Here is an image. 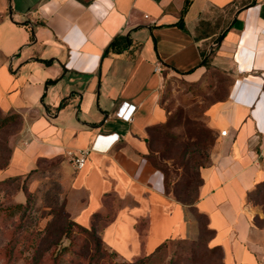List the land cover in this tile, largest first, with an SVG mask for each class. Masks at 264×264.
Wrapping results in <instances>:
<instances>
[{
	"label": "crops",
	"instance_id": "0c3cea01",
	"mask_svg": "<svg viewBox=\"0 0 264 264\" xmlns=\"http://www.w3.org/2000/svg\"><path fill=\"white\" fill-rule=\"evenodd\" d=\"M186 1L0 0V111L22 124L5 172L61 157L66 212L121 261L194 240L197 220L146 156L149 127L167 117L165 75L226 76L225 96L206 110L216 141L194 205L225 264H255L263 233L246 197L264 181V0H188L183 13ZM115 37L121 50L106 51ZM123 103L136 106L128 121L116 115ZM99 134L118 139L75 170L65 151Z\"/></svg>",
	"mask_w": 264,
	"mask_h": 264
},
{
	"label": "rangeland",
	"instance_id": "374dc122",
	"mask_svg": "<svg viewBox=\"0 0 264 264\" xmlns=\"http://www.w3.org/2000/svg\"><path fill=\"white\" fill-rule=\"evenodd\" d=\"M227 83L222 75L199 83L174 73L165 75L159 102L167 117L150 130L149 151L163 170L165 193L178 202L189 204L197 197L196 171L200 164H209L206 156L215 138L208 129L206 110L225 96ZM6 115L0 111V180L8 177L5 169L22 126L20 119L1 124ZM13 175L20 176L0 187V207L23 206L9 220L0 215V264H219L221 254L210 250L207 242L210 234L202 239L199 235L194 240L172 239L152 254L121 261L70 223L61 162H41L28 174ZM247 203L254 209L253 224L263 233L262 245L253 250L255 264H264V185L251 191ZM88 228L100 240L97 229Z\"/></svg>",
	"mask_w": 264,
	"mask_h": 264
},
{
	"label": "trees",
	"instance_id": "16d2710c",
	"mask_svg": "<svg viewBox=\"0 0 264 264\" xmlns=\"http://www.w3.org/2000/svg\"><path fill=\"white\" fill-rule=\"evenodd\" d=\"M187 4H188V0L186 1L185 3V7L183 9V13L186 11V8H187ZM121 40H124L125 41V38L124 37H115L113 39V41L108 45V47L106 48V51H109V50H113V51H120L121 50V46L118 44L119 41ZM125 45V43L123 44ZM122 45V46H123ZM206 60H204V63L203 64H206ZM7 115L2 117L1 118V124H7L8 122H11V121H14V120H17V119H20L21 120V117L18 113H6ZM158 124L156 125H152L149 127V131L152 130L155 126H157ZM210 131H212L213 133H215V138L212 142V146L214 145L215 141H216V131L215 129L209 127L208 128ZM148 145H149V137H148ZM146 156L151 160V162L153 163V165L159 169L161 172H163L162 168H160L156 162L154 161L153 159V156L151 155L150 151L148 154H146ZM59 161L61 162V157H55V159L51 160V161ZM206 162L210 163V155L207 154L206 156ZM205 167V165L203 164H200L199 167H198V170L196 171V174H197V178H198V186H197V189H196V195L197 197L195 198V200L189 204H186L188 205L189 209L191 210V212L193 213L195 219L197 220V223H198V229H199V232H198V235H199V238H203V236L205 234H210V237L208 239V243L210 244V241L214 238L215 236V229L210 227L209 224H208V216L206 213L200 211L194 204L195 202L197 201L198 199V187L200 186L201 182H202V177H201V174H200V171L201 169ZM36 168L34 169H31L30 171L27 172L30 173L32 172L33 170H35ZM20 175H17V176H8V177H5L3 179L0 180V187L1 186H4L5 183H7L6 181H9L11 179H14L15 177H19ZM264 185V181H261L259 183H257L252 189H250L248 192H247V196L251 193L252 190H254V188L256 187H260ZM247 198V197H246ZM184 204V203H183ZM23 204L22 203H16L14 205H11V206H4V207H0V215L2 214L5 218V220H9L11 219L14 215L18 214L20 212V209L22 208ZM70 223L74 224L78 229H80L81 231H85L89 234H91L93 236V239L97 241V243L100 245V243H102L101 241V238L100 240L95 238L94 237V232L92 229H89L88 227H85L79 223H77L76 221H74L73 219H71ZM174 239H181V238H174ZM103 245V244H102ZM163 245L159 246L157 250H159ZM210 250H213V251H218L220 254H221V257H220V260H219V264H224L223 262V259H222V255H223V250L221 248L220 245H210ZM154 253V252H153ZM152 254V253H151ZM130 264H138V262L136 261L135 263H130Z\"/></svg>",
	"mask_w": 264,
	"mask_h": 264
},
{
	"label": "built area",
	"instance_id": "2783aa9c",
	"mask_svg": "<svg viewBox=\"0 0 264 264\" xmlns=\"http://www.w3.org/2000/svg\"><path fill=\"white\" fill-rule=\"evenodd\" d=\"M155 71L159 72L160 67L156 66ZM127 103H123L116 111L117 117L120 119H123L125 121H128L131 119V116L135 110V105H128ZM225 131H221L222 135H225ZM110 140V144H113L118 139V134H108V135H96V137L93 139L91 145L88 148L80 149V150H73L68 149L65 151V156L68 159V161L71 163L72 167L75 170L82 169L87 161V155L90 151L96 150L97 147L100 146V144L104 143L107 140Z\"/></svg>",
	"mask_w": 264,
	"mask_h": 264
}]
</instances>
